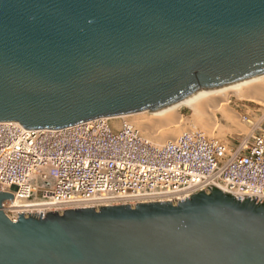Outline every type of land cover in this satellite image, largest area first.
Wrapping results in <instances>:
<instances>
[{
  "label": "water",
  "instance_id": "95a60500",
  "mask_svg": "<svg viewBox=\"0 0 264 264\" xmlns=\"http://www.w3.org/2000/svg\"><path fill=\"white\" fill-rule=\"evenodd\" d=\"M264 73V0H0V121L59 129L155 111ZM0 264H264V202H177L11 220Z\"/></svg>",
  "mask_w": 264,
  "mask_h": 264
},
{
  "label": "built area",
  "instance_id": "2783aa9c",
  "mask_svg": "<svg viewBox=\"0 0 264 264\" xmlns=\"http://www.w3.org/2000/svg\"><path fill=\"white\" fill-rule=\"evenodd\" d=\"M110 117L59 129L0 121V190L14 194L2 203L5 214L175 203L213 187L264 202V114L244 116L249 130L233 140L190 126L163 143L127 117L117 126Z\"/></svg>",
  "mask_w": 264,
  "mask_h": 264
},
{
  "label": "bare ground",
  "instance_id": "6f19581e",
  "mask_svg": "<svg viewBox=\"0 0 264 264\" xmlns=\"http://www.w3.org/2000/svg\"><path fill=\"white\" fill-rule=\"evenodd\" d=\"M229 94H233L237 97H240V99L242 98L246 100H251L260 107V110H264V73L255 78H252V79H249V80L237 83V84H232V85H227V86H222V87H217V88H212V89L200 90L192 95L186 96L172 104H169L155 111L145 110V111H139V112H134V113H127V114H122V115L111 116L110 118H119V117H128V116L133 117V116L143 115L146 113L150 114L153 117H158V116L160 117L161 115L165 114L164 115V117L166 116L165 119L167 118V121H168V118L170 119L167 122L170 124L169 125L170 128L169 127L168 129L164 128L165 124H162L164 119L161 124H158L156 126L153 125V127L150 128V132L154 135V136H151V138L157 143H163L169 139L175 138L184 129L190 126H196L195 124H190L184 127V124H182L180 120L174 119V116L172 115L173 113L171 114V112L180 106H186L187 108H189L192 112V115L195 116L196 121H199V122L204 121L205 123L207 121H210L208 120L210 119L208 118V116H211L212 110H214V108H218L219 110H221L223 115L226 117V119H229L230 121L231 120V117L229 116L230 114L228 115L225 111V106L227 103L226 99ZM213 100L215 101L212 103L209 102ZM206 103H208L207 107L204 106V104ZM166 113L169 114L168 117ZM170 115L172 118L170 117ZM137 124L142 128L147 127L142 122L140 123L137 122ZM137 124L135 123V125ZM147 125H151V123L150 124L147 123ZM207 125H209V123ZM13 206L17 207L19 205H13Z\"/></svg>",
  "mask_w": 264,
  "mask_h": 264
},
{
  "label": "rangeland",
  "instance_id": "374dc122",
  "mask_svg": "<svg viewBox=\"0 0 264 264\" xmlns=\"http://www.w3.org/2000/svg\"><path fill=\"white\" fill-rule=\"evenodd\" d=\"M226 100H227V103L225 106V111L228 115L230 114L229 116L231 117V120H233L234 122L231 120L229 121V119H226L222 111L219 110L218 108H214V110H212L211 116H208V118H210L208 120L210 121H207L205 123L204 121H201V122L196 121L195 116L192 115L191 110L187 108L186 106L178 107L177 109L172 111L171 114L173 113L172 115L174 116V119L180 120V122L184 124V127L190 124H195L196 127L204 130L207 134L215 138L231 139V140L236 139L240 135L248 132L249 123L245 119H243L244 116H246L247 119L253 121L255 118L262 117V114H264V110H259V112H256L258 105L255 104L251 100H246L242 98L240 99V97H237L233 94H229ZM214 101L215 100L209 101V102L212 103ZM208 103L204 104V106L207 107ZM164 115L165 114L161 115L160 117L159 116L153 117L150 114L146 113V114L139 115V116H133V117L128 116L127 118L136 124L137 122L139 123L142 122L145 126H147L146 127L147 129L140 127L138 124L137 125L140 127V129L145 134L151 137L154 135L150 132V128L153 127V125L156 126L158 124H161L163 119L164 121L162 124H165L164 128L166 129H168V127L170 128L169 126L170 124L167 123L170 119L168 118V121H167V118L165 119L166 116L164 117ZM168 115L169 114H167V117ZM119 120L120 118H112L111 119L112 125L117 126L119 123ZM147 123L149 124L151 123L152 126L147 125ZM208 123L209 125H207Z\"/></svg>",
  "mask_w": 264,
  "mask_h": 264
}]
</instances>
